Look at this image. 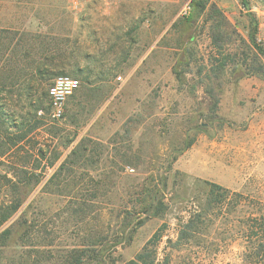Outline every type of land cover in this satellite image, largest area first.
<instances>
[{
  "label": "rangeland",
  "instance_id": "374dc122",
  "mask_svg": "<svg viewBox=\"0 0 264 264\" xmlns=\"http://www.w3.org/2000/svg\"><path fill=\"white\" fill-rule=\"evenodd\" d=\"M201 2L41 12L53 40L26 35L12 52L0 31V211L21 204L0 264H128L156 233L145 264H245L264 228V55L250 40L257 26L264 50V0ZM60 75L81 87L56 120Z\"/></svg>",
  "mask_w": 264,
  "mask_h": 264
},
{
  "label": "crops",
  "instance_id": "0c3cea01",
  "mask_svg": "<svg viewBox=\"0 0 264 264\" xmlns=\"http://www.w3.org/2000/svg\"><path fill=\"white\" fill-rule=\"evenodd\" d=\"M56 10L64 12L63 15H59L60 18L65 17L67 19L73 20L74 13L72 12L71 6L69 4L42 5L35 2V0H0V31H4L10 34L13 33L16 36V40L14 41L13 45L11 44L10 52H12V50L15 51V49L22 45V43L26 42H23L22 40V38L26 35H39L44 36L47 40H53V36L55 35H53L54 33L52 30H50V28L52 24L56 25L58 21H54V19H47L46 21L45 19H43L44 16H40V13L45 11L55 12ZM75 20L76 22H78V18L76 15ZM72 34L73 33L71 32L67 35L63 34V36L69 37ZM25 44H29L32 46L34 42L33 40H30ZM9 45L10 43L7 46ZM46 49L48 52L51 50L52 52L59 50L61 51L60 47H54V44L51 45V47L47 46ZM123 83L124 81L121 84ZM98 85L99 84H95L94 87Z\"/></svg>",
  "mask_w": 264,
  "mask_h": 264
},
{
  "label": "trees",
  "instance_id": "16d2710c",
  "mask_svg": "<svg viewBox=\"0 0 264 264\" xmlns=\"http://www.w3.org/2000/svg\"><path fill=\"white\" fill-rule=\"evenodd\" d=\"M201 1H205V0H193L192 5L196 6V7H202L203 5H202ZM256 28H257V26H255L254 29L251 31L250 40L252 41V43H253L254 47L257 49V51L264 55V50L259 47V45L257 44V40L255 38V32L257 30ZM0 40H1V36H0ZM52 60L53 59H49L50 62ZM43 65L44 64H42V66ZM41 69L42 68L38 67L37 73L40 74V72H42ZM47 96H48V94H47ZM214 188H216L217 190L221 189L220 187H217L215 185H214ZM209 200H210L209 203H211V204L217 203L218 195L215 193L214 190H212L210 192ZM20 206H21V204L17 203L10 208H7L5 210L0 211V228L10 220L12 215L15 212H17V210L20 208ZM151 209H152V207L150 204L147 211H150ZM157 212H158V210L156 211V213ZM201 217L202 216L196 212L193 214L192 217L189 218V220L186 222L185 225H182L179 240H183L184 238L185 239H191L193 237V233L195 232V229L197 227V224L199 223V220L201 221ZM260 228L264 229L262 225L260 226ZM260 228H259V230H260ZM259 230L255 234V236H256L255 241H253L251 243L252 246L250 247L249 253L245 259V264H264V235L260 236ZM8 232L9 231H5V234H7ZM159 240H160V234L156 233L154 235V237L146 244L145 248L143 249V253H141L137 256V258H136L137 260L131 261L128 264H139V263L145 264V262L147 260L146 252H148L150 247L154 246V244L156 242H158Z\"/></svg>",
  "mask_w": 264,
  "mask_h": 264
},
{
  "label": "built area",
  "instance_id": "2783aa9c",
  "mask_svg": "<svg viewBox=\"0 0 264 264\" xmlns=\"http://www.w3.org/2000/svg\"><path fill=\"white\" fill-rule=\"evenodd\" d=\"M92 1L93 0H70L71 10L74 14L78 15L82 12L84 6L90 4ZM188 1L192 3L193 0ZM117 81L122 83V77H118ZM80 87L81 82L68 75H60L53 80L48 89V100L53 119L60 120L65 117L67 103Z\"/></svg>",
  "mask_w": 264,
  "mask_h": 264
}]
</instances>
